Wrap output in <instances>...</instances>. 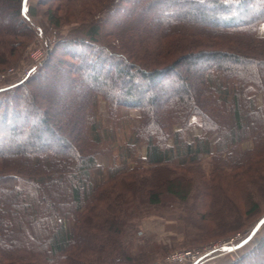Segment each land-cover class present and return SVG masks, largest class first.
Segmentation results:
<instances>
[{"label": "trees", "instance_id": "obj_1", "mask_svg": "<svg viewBox=\"0 0 264 264\" xmlns=\"http://www.w3.org/2000/svg\"><path fill=\"white\" fill-rule=\"evenodd\" d=\"M25 1L0 0V65L37 32L29 15L38 6L56 4L43 14L56 27L71 18L59 7L82 0H36L26 12ZM88 2L98 11L0 87V264H154L144 249L158 244L123 239L143 215L137 185L184 201L197 174L201 194L224 206L240 185L264 184V0ZM56 52L70 59L53 61ZM56 69L66 80L57 126L39 89ZM101 105L122 123L105 124ZM156 189L141 193L147 203L158 204ZM229 212L209 222L223 224ZM225 264H264V236Z\"/></svg>", "mask_w": 264, "mask_h": 264}, {"label": "rangeland", "instance_id": "obj_2", "mask_svg": "<svg viewBox=\"0 0 264 264\" xmlns=\"http://www.w3.org/2000/svg\"><path fill=\"white\" fill-rule=\"evenodd\" d=\"M28 3L35 4L36 0L25 1V12ZM96 4L97 3L93 4L88 2V0H82L69 6L68 9L65 8L66 10H63L62 7L58 6L59 9L57 10V13L59 15L61 14V16H63L64 12L70 11L69 13L71 18L67 21L60 19L61 24L56 27H50L43 17V14L45 15L50 8H55L56 4L45 3L38 6L37 13L29 15V23L34 26L37 32H35L31 41L22 50L19 48L14 50L16 52L20 51V54L17 55L16 58H13V55L11 54H7L5 58L3 57L2 60L8 59L9 61L7 64L0 65V87L18 82L25 77H22V73L25 69H28L29 73L36 66V64L42 63L46 57L45 54L47 50L53 45L55 40L59 39V37L66 36L73 26H76L82 21H86L94 12L98 11L100 6L98 8V4L95 6ZM6 12L7 10L4 9L3 11L2 9L0 17L7 19ZM37 48H44L45 52H43L42 57L38 61H34V55L36 54L34 52ZM62 57L70 59L61 52H56L53 61L56 58ZM10 61L12 63H10ZM63 66V64L59 65V67ZM46 73L48 74V78H46L39 87L46 97L40 101L45 103L44 105L49 104L47 110L50 115V122L57 126L60 122L58 119L61 117H58L55 114V110L58 108L59 100H62L64 97L61 95L62 92L60 93L59 89H64L63 87L66 84V80L63 78V72H60V70H48ZM70 75L78 76V74ZM1 95L2 92H0V96ZM48 101L50 103H48ZM100 111L102 113L104 123L110 125L109 127H112V125L119 126V124L122 123V120L119 118L114 121L106 118L102 105L100 107ZM136 115L137 113L135 112L130 113V120L135 122ZM128 129L129 127L124 124V126L121 127L118 136L122 139L126 135ZM249 144L250 143L248 141L242 143V148L249 147ZM97 160L101 165V168L104 170L107 165L110 164L111 158L108 154L106 155L104 153L99 154L97 156ZM191 177V180H193L191 185H188L189 193L184 201L174 199L169 196L167 192H164L162 186L137 185L139 188H142L141 190H138L139 192L135 191L134 197L139 200V203L141 201L138 206H141L140 209L143 210V215L134 223L126 225L123 239L130 247L140 245L147 240L158 244L160 249L152 247L144 249L145 257L156 260L154 264H187L186 262H170L167 260V257L171 255V253L188 250L194 251L195 253H201L213 243H219L223 240L230 239L231 237L236 236L237 233H245L247 230L250 228L252 229V227L255 226L253 223L247 225L248 221L253 216L256 217L264 209V184L251 183L252 185H247L246 188H244L245 185L244 187L240 185V189H242L241 193H235L234 196L229 198L230 200L226 203V205L220 206L217 203L211 202L210 198L201 194L200 191L204 189V185H196V182L200 180L201 183L202 179L197 174H191ZM151 186H155L157 187L156 190H159H153V192L158 193L156 198L158 200V204L147 203L145 196L141 194L144 192L145 187ZM128 187H130V190L127 186V189L124 190L125 192L130 191L127 193V195L130 196L131 190L135 188V186L133 187V185H129ZM248 197L252 198V203H248ZM144 199L146 202H142ZM253 203L256 204V209L251 212L252 215L248 216L246 210L247 208H251V204ZM230 207L233 208L230 209ZM229 210L231 212L227 213L228 217L223 224L220 223L218 225H214L209 222V216L213 218ZM238 211H244L245 214L239 213ZM221 232L224 234H220ZM262 236H264V225H260L257 229L256 240L254 242ZM235 251L237 252V250ZM243 251L245 250L238 251L236 254L226 253L222 256L218 255V257L216 256L214 258L206 259L202 264H220L221 257L228 256L227 258H230L229 260H231Z\"/></svg>", "mask_w": 264, "mask_h": 264}, {"label": "built area", "instance_id": "obj_3", "mask_svg": "<svg viewBox=\"0 0 264 264\" xmlns=\"http://www.w3.org/2000/svg\"><path fill=\"white\" fill-rule=\"evenodd\" d=\"M43 52H45L44 48H37L34 53V61H38L41 57ZM28 73V69H25L22 73V77L26 76ZM260 225H264V218ZM259 225V226H260ZM253 228V227H252ZM252 229L250 228L245 233H237L236 236L231 237L230 239L223 240L219 243H213L207 249H204L201 253H195L194 251H182V252H174L171 253L167 257V260L174 263H184L187 264H202L206 259L214 258L225 255L226 253H236L235 250L244 244V240L251 234ZM211 256V257H207Z\"/></svg>", "mask_w": 264, "mask_h": 264}, {"label": "crops", "instance_id": "obj_4", "mask_svg": "<svg viewBox=\"0 0 264 264\" xmlns=\"http://www.w3.org/2000/svg\"><path fill=\"white\" fill-rule=\"evenodd\" d=\"M256 240V231L250 236V238L248 239L247 242H245L244 244L240 245L238 248H237V252L238 251H242V250H246L254 241ZM249 244V245H248ZM236 252V253H237ZM235 253V254H236ZM238 255V254H237ZM228 256H223L221 257V262L220 264H225L226 262L229 261L230 258H227ZM223 258V259H222ZM220 261V260H219Z\"/></svg>", "mask_w": 264, "mask_h": 264}, {"label": "water", "instance_id": "obj_5", "mask_svg": "<svg viewBox=\"0 0 264 264\" xmlns=\"http://www.w3.org/2000/svg\"><path fill=\"white\" fill-rule=\"evenodd\" d=\"M264 218V215L261 217V219H259V221L255 224V226L252 229L251 234L244 240V243L248 241V239L250 238V236L257 230V228L259 227L260 223L262 222Z\"/></svg>", "mask_w": 264, "mask_h": 264}, {"label": "bare ground", "instance_id": "obj_6", "mask_svg": "<svg viewBox=\"0 0 264 264\" xmlns=\"http://www.w3.org/2000/svg\"><path fill=\"white\" fill-rule=\"evenodd\" d=\"M10 68V67H9Z\"/></svg>", "mask_w": 264, "mask_h": 264}]
</instances>
